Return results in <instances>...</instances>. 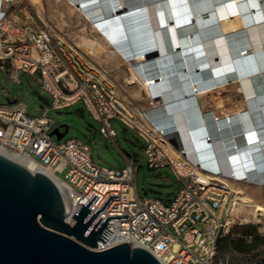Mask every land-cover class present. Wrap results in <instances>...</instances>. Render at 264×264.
<instances>
[{
	"label": "built area",
	"instance_id": "2783aa9c",
	"mask_svg": "<svg viewBox=\"0 0 264 264\" xmlns=\"http://www.w3.org/2000/svg\"><path fill=\"white\" fill-rule=\"evenodd\" d=\"M16 4L17 0H0V69L14 80L20 74L31 75L47 94L53 110L83 104L102 125L99 133L107 140L116 138L112 121L134 130L145 142L148 168L169 167L180 184L169 201L140 198L136 185L139 167L133 156L123 154L126 165L121 169L95 166L88 145L76 139L53 141L50 134L55 122L48 117L50 109L43 108V113L34 117L21 103L0 105V147L34 159L66 185V223L73 226V216L93 196L96 199L89 207L90 214L109 196H117L93 226L99 218L98 227L106 217H129L110 220L106 229L112 234L104 230L109 238L102 236L107 241L101 238L105 243L98 241L97 248L89 250L100 253L125 243L146 250L161 264H264V255L240 252L229 242L252 239L231 235L237 203L229 185H264V179L252 176L251 171L226 172L220 160L213 162L212 168L192 158L179 136L169 133L170 122H158L164 111L156 97L143 90L147 105L142 107L124 95L126 88L136 84L131 74L124 86L116 84L111 72L66 35L56 34L38 19L18 21L12 14ZM115 56L131 67L129 58L120 52ZM203 139L208 144V138ZM256 148L262 156L264 145ZM260 163L264 165V159Z\"/></svg>",
	"mask_w": 264,
	"mask_h": 264
},
{
	"label": "bare ground",
	"instance_id": "6f19581e",
	"mask_svg": "<svg viewBox=\"0 0 264 264\" xmlns=\"http://www.w3.org/2000/svg\"><path fill=\"white\" fill-rule=\"evenodd\" d=\"M68 2L79 15L94 17L96 36L80 40V48L95 60L105 48L129 58L131 77L163 105L158 122H170L169 133L179 136L192 158L212 168L220 160L226 172L251 171L264 179V153L256 148L264 145V129L257 127L264 116V0ZM230 86L241 94L240 106L225 109L222 116L203 110L200 100L208 98L216 109L225 108L224 100L214 95ZM0 155L30 173L46 175L67 203L66 185L34 159L2 147ZM229 187L248 213L264 216L260 199ZM253 189L264 185L256 183Z\"/></svg>",
	"mask_w": 264,
	"mask_h": 264
},
{
	"label": "rangeland",
	"instance_id": "374dc122",
	"mask_svg": "<svg viewBox=\"0 0 264 264\" xmlns=\"http://www.w3.org/2000/svg\"><path fill=\"white\" fill-rule=\"evenodd\" d=\"M70 4L68 0H39L37 4H33L30 0H17L16 9L12 11V14L22 21H25L27 17L34 18L36 22L38 19V21L52 27L56 34L66 35L80 48V45L83 44L80 43V40L84 42L87 39H93L96 33L93 31L90 18L86 19L83 14L79 15L76 10L73 11V6ZM203 18H205L203 20H208V16ZM105 47H109V45L107 44ZM112 49L105 48L104 52L99 54L100 60L91 57L99 66H103L107 72H111L112 81L124 86V81L129 78L130 74L132 75L131 69L133 67L124 65L119 61L115 56V50ZM82 52L86 54L83 50ZM131 80L132 83L136 84L126 88L124 95L131 99L135 106L145 107L147 102L144 99V89L138 85L139 82L134 77ZM223 92L220 95L215 94L214 97H221L224 100L225 108L216 109L213 98H208L200 100L203 110H211L222 116L225 109H232L234 106L241 105V94L235 87L230 86ZM39 98L43 100H39ZM8 102L21 103L26 106L27 114L34 117L40 116L43 113V108L50 109L48 117L55 122L54 128L61 126L68 128L62 142L76 139L88 145L95 166L121 169L126 165L123 154L133 156L137 161L136 166L139 167L136 173V185L140 198L148 197L169 201L178 191L180 184L171 168L166 167L157 170L148 168L144 153L145 142L134 130L122 123L112 121L111 128L116 132V138L113 141L105 139L99 133L102 125L93 119L83 104L79 103L60 110L51 109V101L47 94L31 75L20 74L14 80L0 69V105H7ZM61 132H64V129H61ZM53 141L56 142L55 137H53ZM231 187L234 191L247 192L257 200L260 199V202H264V189L254 190L253 186L245 184H237ZM145 192L146 196L144 195ZM238 197L234 195V201L237 203L234 209L236 224L231 235L240 237H245V234L252 235L251 240L245 241L248 245L254 244V237L259 238L261 241L251 251L264 255V243H261L264 242V216H260V214L253 216L248 213L247 211L250 209L241 207L240 202L236 200ZM261 205L264 206V203Z\"/></svg>",
	"mask_w": 264,
	"mask_h": 264
},
{
	"label": "water",
	"instance_id": "95a60500",
	"mask_svg": "<svg viewBox=\"0 0 264 264\" xmlns=\"http://www.w3.org/2000/svg\"><path fill=\"white\" fill-rule=\"evenodd\" d=\"M198 131L207 137L205 129ZM67 132L66 126L57 127L50 137L60 142ZM95 199L93 196L81 205L70 226L65 222L64 199L53 181L0 155V264H161L146 250L125 243L100 253L89 250L97 248L98 241L104 244L101 238L107 241L102 234L110 220L129 217H106L98 227L99 218L93 226L100 212L117 196H109L100 209L90 214Z\"/></svg>",
	"mask_w": 264,
	"mask_h": 264
},
{
	"label": "trees",
	"instance_id": "16d2710c",
	"mask_svg": "<svg viewBox=\"0 0 264 264\" xmlns=\"http://www.w3.org/2000/svg\"><path fill=\"white\" fill-rule=\"evenodd\" d=\"M245 237H253L250 234H245ZM230 240V239H229ZM261 240L259 238L254 237L253 238V243L252 245H248L245 243V240H230L229 242L231 243L232 247L240 252H249L254 249V247L259 244ZM262 244L264 243L263 241L261 242Z\"/></svg>",
	"mask_w": 264,
	"mask_h": 264
},
{
	"label": "crops",
	"instance_id": "0c3cea01",
	"mask_svg": "<svg viewBox=\"0 0 264 264\" xmlns=\"http://www.w3.org/2000/svg\"><path fill=\"white\" fill-rule=\"evenodd\" d=\"M18 21H21L22 22V20H19L18 19V17H15ZM90 18V21H91V23L93 24V23H95V21H94V17H89ZM131 78H133V77H131ZM258 123H260L257 127H258V129H264V116H263V119L261 118L260 120H259V122ZM261 204L262 203H264V202H260Z\"/></svg>",
	"mask_w": 264,
	"mask_h": 264
}]
</instances>
